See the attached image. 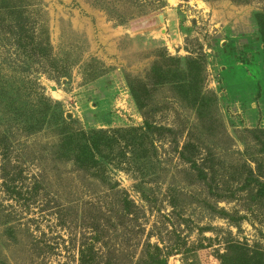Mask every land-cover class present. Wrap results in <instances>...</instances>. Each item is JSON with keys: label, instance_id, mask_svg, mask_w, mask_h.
I'll use <instances>...</instances> for the list:
<instances>
[{"label": "rangeland", "instance_id": "obj_1", "mask_svg": "<svg viewBox=\"0 0 264 264\" xmlns=\"http://www.w3.org/2000/svg\"><path fill=\"white\" fill-rule=\"evenodd\" d=\"M28 4V23L44 34L52 58L47 74L38 66L24 76L0 49V91L8 84L6 98L11 96L0 97V132L11 131L14 143L0 148V258L8 264H78L89 227L130 225L118 208L125 197L143 210L139 222L146 234H158L151 243H185L169 264H221L218 252L229 242L264 251V202L242 189L255 160L264 177V0ZM51 68L66 69L67 78L57 80ZM197 80L203 95L195 99L196 89L186 90ZM26 102L36 121L47 111L51 117L28 137L22 134L26 123H15L5 111L7 104ZM57 112L74 132L114 137L103 159L108 183L66 159ZM146 118L171 132L140 140ZM190 142L202 154L199 162L207 159L214 191L180 157ZM205 201L242 218L239 228ZM145 240L138 237L135 244ZM37 243L46 254L36 251ZM140 252L141 246L134 250L136 259Z\"/></svg>", "mask_w": 264, "mask_h": 264}, {"label": "trees", "instance_id": "obj_2", "mask_svg": "<svg viewBox=\"0 0 264 264\" xmlns=\"http://www.w3.org/2000/svg\"><path fill=\"white\" fill-rule=\"evenodd\" d=\"M30 0H0V15L7 14V17L3 18L2 28L0 29V49H4L9 54L6 57V61L11 59L10 67L14 68V71L24 75L30 76L36 72V67H42L44 73H48L47 66L50 65L52 54L50 46L44 34L38 33L35 23L29 24L31 21V12L27 11V6ZM32 5V4H31ZM259 25L261 35L264 40V14L260 15ZM41 31V30H40ZM196 70V69H195ZM193 71V70H191ZM51 73H56V79L67 78L66 69H52ZM195 82V81H194ZM197 83H190L186 91L194 92L195 99L198 96L203 95V91L198 87ZM197 85V86H196ZM8 87V84H7ZM7 87L0 91V97L5 96V99L9 94ZM14 90V89H13ZM134 90H132L133 93ZM134 95L135 92H134ZM137 96V95H136ZM138 97V96H137ZM49 103L51 100H48ZM8 114L15 117L14 121L17 123L19 120L26 123L24 125V131L22 134L25 137L34 135L43 130L46 125L51 122L49 112H45L42 117V121H36L35 110L29 103H25L23 106L15 107V104H7L5 106ZM54 112V111H53ZM59 127H62L61 132H57L60 137L59 146L63 148L66 159L74 163V166L82 172L94 175V177L102 176V180L108 183V179L105 178L104 168L107 167L103 159H105V152L112 150L116 140L108 131H79L74 132L71 130V121H67L62 117V114L56 113ZM54 117V116H53ZM20 121L21 124H24ZM7 127L12 128L8 125ZM23 129V128H22ZM9 130L0 132V148L3 150L10 149L14 143L11 142V138L8 136ZM171 132V129H167L162 126L155 125L153 122L145 119L143 124V132L140 135V140L147 136L154 135L155 133ZM6 133V134H3ZM9 134H12L9 133ZM155 141L151 143V150L156 151ZM262 153H264V145L261 147ZM152 150V151H153ZM153 151V152H154ZM152 152V154H153ZM202 154L200 150L193 143H187L183 146L180 153V157L185 163L190 164L198 170L200 177L202 176V182L211 191L213 190V180L207 179L206 164L207 159L202 158V162H199ZM211 160V159H210ZM257 165L256 168L250 169L247 173L244 183L242 184L243 191L250 189L253 191V199L258 203L264 202V177L260 176L259 171L261 163L259 160L253 162ZM259 171H258V170ZM261 173V172H260ZM113 188V187H112ZM111 188V189H112ZM115 188V187H114ZM205 204L212 209V211L218 214L221 219H231L232 224L238 227V221L242 218H233V215H229L225 209H217V206L212 205L210 202L205 201ZM176 207V206H175ZM118 208L121 210L120 214L122 218L128 219L129 226L118 224V226H93L89 227L91 233H83L80 241L79 256L77 259L78 264H169V258L176 254L183 253L184 244L178 242L173 245L167 246L163 238H158L157 243H151L152 237H158L154 231L146 234V226L139 222L141 210L136 204L129 200L127 197L123 198L121 203L118 204ZM230 222V223H231ZM181 224V223H180ZM177 230L172 234L176 235ZM146 237L143 244L139 241L135 244V239L141 236ZM38 245V249L36 248ZM35 245L38 253L46 254V248L40 243ZM141 246V252L139 257L135 258L134 250H137ZM46 247V246H45ZM189 252V251H184ZM218 258L221 264H264V251L257 245L254 248H249L247 245L240 244L239 242H229L225 248L224 253L218 252ZM0 264H8L5 259L0 258ZM65 264V263H64Z\"/></svg>", "mask_w": 264, "mask_h": 264}]
</instances>
